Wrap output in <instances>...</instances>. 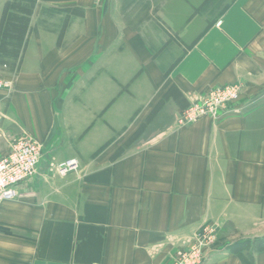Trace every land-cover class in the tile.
<instances>
[{
  "label": "crops",
  "instance_id": "0c3cea01",
  "mask_svg": "<svg viewBox=\"0 0 264 264\" xmlns=\"http://www.w3.org/2000/svg\"><path fill=\"white\" fill-rule=\"evenodd\" d=\"M0 78V158L42 149L0 202V264H173L206 226L204 264H264L232 246L264 237V0H36ZM227 85L241 96L218 119L180 122Z\"/></svg>",
  "mask_w": 264,
  "mask_h": 264
},
{
  "label": "built area",
  "instance_id": "2783aa9c",
  "mask_svg": "<svg viewBox=\"0 0 264 264\" xmlns=\"http://www.w3.org/2000/svg\"><path fill=\"white\" fill-rule=\"evenodd\" d=\"M6 89H12L11 81L0 78V90ZM240 96L241 88L237 85L211 88L192 101L181 115L180 122L192 124L204 117L218 119L220 112L235 104ZM41 158V146L34 139L21 138L12 142L9 154L0 158V202L18 197L17 187L37 174ZM80 168V161L71 158L53 166L52 171L66 177ZM216 234L214 227L206 226L195 236L193 244L178 254L173 264H201L203 260L199 256L215 246Z\"/></svg>",
  "mask_w": 264,
  "mask_h": 264
},
{
  "label": "trees",
  "instance_id": "16d2710c",
  "mask_svg": "<svg viewBox=\"0 0 264 264\" xmlns=\"http://www.w3.org/2000/svg\"><path fill=\"white\" fill-rule=\"evenodd\" d=\"M35 3L36 0H8L0 22V65L11 69L18 66L27 45Z\"/></svg>",
  "mask_w": 264,
  "mask_h": 264
},
{
  "label": "rangeland",
  "instance_id": "374dc122",
  "mask_svg": "<svg viewBox=\"0 0 264 264\" xmlns=\"http://www.w3.org/2000/svg\"><path fill=\"white\" fill-rule=\"evenodd\" d=\"M3 79H5V78H3ZM141 132L142 131H140L138 134H136L135 137L132 140H135L136 137H138ZM240 244H243L244 245L243 247L251 248V251L260 248L262 245L264 246V243L262 241V238L253 239V240H250L249 239V240L245 241V243H243V242L242 243H237V244H234L232 246H234V248L242 249V247L240 248ZM210 251H211V249L206 250L201 256H199L200 259L203 260V262H201V264H204L205 263L206 258H207V253L210 252Z\"/></svg>",
  "mask_w": 264,
  "mask_h": 264
}]
</instances>
